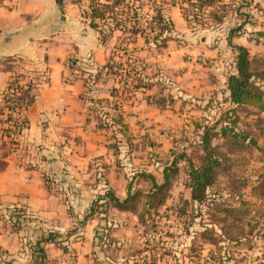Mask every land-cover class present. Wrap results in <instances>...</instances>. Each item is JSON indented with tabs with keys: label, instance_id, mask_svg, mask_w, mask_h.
Here are the masks:
<instances>
[{
	"label": "rangeland",
	"instance_id": "rangeland-1",
	"mask_svg": "<svg viewBox=\"0 0 264 264\" xmlns=\"http://www.w3.org/2000/svg\"><path fill=\"white\" fill-rule=\"evenodd\" d=\"M154 2L159 5L157 0H138L135 6H142L144 14L150 13ZM223 3L228 4L227 18L214 30L205 29L199 25L189 26L182 20L176 7H167L164 15L171 20L173 32L168 36L169 41L164 48L147 47L144 50L145 58H140L137 52L134 58L132 56L129 58L130 62L126 61L124 64L121 53H115L113 63L121 66L125 72L133 67L137 69V66L144 69L141 72L143 82L149 88H144L143 92L131 93V96H128L129 99L124 96L126 100L118 96L117 99L107 101V104L92 102L91 109L97 125L109 134V150L115 156L117 172L124 174L127 184H130L132 189L144 190L148 186L138 177L141 173L150 174L157 183H160L162 168L169 162L171 155L184 154L194 157L199 141L195 128L210 127L215 123L221 124L223 120H226V116L229 117L225 113L229 106L224 102L223 87L226 75L232 72L234 53L229 51L225 38L230 29L244 20L241 13H245L249 18L250 24L246 26L248 31H261L264 28V0H223ZM78 9L83 23H86L85 27H88L85 19L86 3H81ZM113 36L107 43L110 44L109 47L112 46L111 49H114L117 46H123L120 41L123 35L115 33ZM249 37L256 39L254 33ZM240 42L243 43L241 40ZM139 43L142 45L140 40ZM262 51V45L249 44L251 56L260 54ZM145 59L148 60L147 63ZM89 61L67 63L70 66L69 69L75 70V73L71 71L74 77L84 78L85 93L89 95L81 99L83 103L88 102L86 99H91L95 88L93 75L83 76L84 71L88 70V65L85 63L88 64ZM19 65L21 64L13 65V82L18 72L15 69L18 67L20 69ZM89 65L91 66L92 63ZM19 72L23 73L21 70ZM117 73H121L120 69ZM24 77L30 80L28 75ZM110 79L114 80L110 81V84L112 83L119 92L122 91L121 85L125 83L124 78L122 80L113 75ZM11 81V78H8L5 85ZM5 85L2 93L6 95L9 90ZM113 107L116 108L115 111L112 110ZM124 110L125 113L130 114L127 120L131 128L126 132L115 126L109 128L106 124L105 127L101 124L100 116L106 117V121L110 122V119ZM4 113L5 117L0 119V125L8 129L9 125L5 121L10 113L9 111ZM235 117L238 118L237 132L248 137L245 142L248 149L241 152L239 148L235 149L226 145L220 138L213 140L212 146L218 153H234L239 157L238 166L232 173L255 185L264 177V115L248 109L238 111ZM15 119V121L10 119L14 124V128H11L14 134L10 135V139H3V142L14 144L11 147L8 146L11 148L10 156L22 157L27 150L22 145L26 134V113L18 115ZM21 127H24L22 131L19 130ZM249 141H254L255 144ZM3 153L2 149L0 161ZM180 168L165 205L158 211L157 217L150 213L151 215L146 218L148 226L144 228L139 226L138 217H135L137 226L131 228V233L124 238L119 247L114 243L116 247L112 250L122 251L125 261L129 260L132 264H264V197L253 199L250 189L243 192L244 199L252 205L236 224L244 231L249 229L248 225L257 226V228L251 238L240 239L238 242L218 243L221 250L217 251L216 243H203L195 237V233L202 231L199 227L200 221L210 225L209 217L203 213L201 220L194 218L198 208L185 207L184 202L188 200V191L184 188L186 175L182 164ZM99 173L104 175L106 171L102 169ZM228 187L225 180H220L209 196L213 197L218 193L223 196V199L229 200L231 204L238 207L236 199L229 197ZM209 233L213 235L215 242L220 240L216 227L213 230L209 229ZM104 241L107 245V237ZM113 245L110 242V246ZM59 247L64 249V254L67 255V263L73 262V254L65 249V246ZM107 247L101 253H106ZM225 259L228 262L223 263ZM52 264L56 262L52 261ZM91 264H101L96 255L92 257Z\"/></svg>",
	"mask_w": 264,
	"mask_h": 264
},
{
	"label": "crops",
	"instance_id": "crops-1",
	"mask_svg": "<svg viewBox=\"0 0 264 264\" xmlns=\"http://www.w3.org/2000/svg\"><path fill=\"white\" fill-rule=\"evenodd\" d=\"M79 5L67 3L61 10L54 0H0V93L11 75L2 64L7 59L12 72L19 63L17 73L37 77L34 102L25 112L22 145L27 150L22 157L7 154L0 161V264H27L30 248L49 233L58 235L59 242L44 245L50 264H68L61 245L73 254L69 264H91L95 255L101 264H132L122 251L112 249L137 226L134 216L110 211L106 223L93 218L77 228L96 196L107 189L120 200L127 194L126 178L117 172L109 150V134L97 125L91 109L92 102L111 99L114 80L104 66L113 49L85 27ZM253 32L259 31L246 30L232 44L249 50L254 42L248 33ZM137 46L138 55L145 58L146 48L139 41ZM86 60L90 61L83 76L93 75L95 88L83 103L89 95L84 78L74 77L67 63ZM223 90L226 97L225 82ZM120 112L130 129V114ZM102 169L105 176L99 173ZM11 214L23 215L20 228L12 225ZM104 226L108 232L100 230ZM97 231L105 232L102 241L95 238ZM104 246L106 253H101Z\"/></svg>",
	"mask_w": 264,
	"mask_h": 264
},
{
	"label": "trees",
	"instance_id": "trees-1",
	"mask_svg": "<svg viewBox=\"0 0 264 264\" xmlns=\"http://www.w3.org/2000/svg\"><path fill=\"white\" fill-rule=\"evenodd\" d=\"M157 1L159 5L154 2L150 9L151 12L144 14L142 6H135L138 0H54L55 5L61 10L67 3L73 5L86 3L87 13H85V19L88 22V27L99 35L101 43L107 44L115 33L123 35L120 40L123 46H117L111 51L104 66L106 74L118 76L122 80L124 78L125 82L121 85L123 87L122 91L119 92L115 88L110 91L111 99H117L118 96H121L123 100H126L124 96L128 97L131 96V93L149 88L143 82L144 78L141 73L144 70L143 68L137 66V69L133 67L130 71L125 72L121 69V66L113 63V58L116 52H120L121 58L124 60L122 63L130 62L129 58L131 56L134 58L137 53L139 40L146 49L147 47L151 48V46L164 48L169 41L168 36L173 32L171 20L164 15V10L167 7H176L185 24L189 26L199 25L209 30L221 26L227 18L226 8L228 4L223 3V0ZM241 15L244 20L230 29L225 38L227 47L234 53L232 72L226 76L225 81L227 96L224 102L229 106L225 113L229 117L226 116V120H223L221 124L215 123L210 127L195 128L199 141L194 157L184 154L171 155L169 162L162 168L160 183H157L150 174L141 173L138 177L148 184L146 189H132V186L127 184V194L122 200L118 199L110 189H107L102 195L96 196L83 220L77 224V228H83L93 218H98L106 223L110 211L138 217L139 226L142 228L148 226L146 218L151 215L150 213L156 218L158 211L164 207L174 178L178 176L181 169L180 164H182L186 175L184 188L188 191V200L184 202V205L185 207L196 206L198 213L194 218L201 220L204 213L209 217L210 222V225L204 224L202 221L199 222L202 231L195 233L196 239L201 240L203 243H216L217 251H220L221 247L218 244L220 242H238L240 239L251 238L257 226L248 225L247 228L249 227V229L244 231L236 223L239 218L245 215L248 207L252 205L244 199L243 192L246 189H250L253 199L264 197V177L255 185H252V182L247 179L237 177L232 171L237 168L239 157L234 153H218L212 146V141L220 138L226 145L235 149L239 148L241 152L247 150L248 145L245 142L248 137L237 132L238 118L235 117V113L240 110L253 109L258 114L264 115V32H253L256 39L249 37L253 33H248L250 42L263 46V51L260 54L251 56L248 49L233 45L232 41L245 34L246 26L250 24L248 16L245 13H241ZM9 62L10 59H7L2 63L4 71L11 72L9 78L12 81L5 85L6 89L9 90L6 95L0 93V119L5 117L4 111H9V118L11 119V114L14 111H20L22 108L32 105L35 97L34 90L37 77L28 73L16 72L17 76L13 82L14 72L11 71L12 67ZM119 69L121 73L118 74ZM23 74L28 75L30 80L28 77H24ZM93 103L107 104V101L101 100ZM112 110L115 111L116 108L113 107ZM102 117L99 118L104 127L105 124L109 128L115 126L119 130L124 129L126 132L121 112L110 119V122L106 121V117ZM9 118L5 121L9 125L8 129L2 128L0 125V151L3 149L5 153L1 155L2 157L9 154L10 147L14 145L13 143L3 142V139H10V135L14 134L11 131L14 124ZM23 129L24 127H21L19 130L22 131ZM249 142L255 144L254 141ZM242 163L244 162L242 161ZM220 180L227 182L229 186L228 195L230 198L236 199L238 207L231 204L229 200L223 199V196L218 195V193L214 194L213 197L209 196L211 191L218 186ZM22 216V214H11L9 216V220L15 228H20L23 222ZM215 227L219 231L220 238L217 242H215L213 235L209 233V229L213 230ZM101 229L102 231L107 230L105 227H100ZM98 233V231L95 233V238L102 241L105 232L97 236ZM70 234H73V232L68 233L67 237H70ZM57 237L58 235L49 233L36 241L30 248V259L27 264H50L45 255L44 245H57L59 243ZM222 262L228 261L225 259Z\"/></svg>",
	"mask_w": 264,
	"mask_h": 264
},
{
	"label": "built area",
	"instance_id": "built-area-1",
	"mask_svg": "<svg viewBox=\"0 0 264 264\" xmlns=\"http://www.w3.org/2000/svg\"><path fill=\"white\" fill-rule=\"evenodd\" d=\"M27 110V108H22L20 111H18V113H12L11 114V118L13 119V121H15V117H18V115H21L22 113H25ZM16 112V111H15Z\"/></svg>",
	"mask_w": 264,
	"mask_h": 264
}]
</instances>
